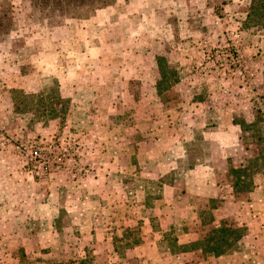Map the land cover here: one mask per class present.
Returning a JSON list of instances; mask_svg holds the SVG:
<instances>
[{
    "label": "rangeland",
    "instance_id": "374dc122",
    "mask_svg": "<svg viewBox=\"0 0 264 264\" xmlns=\"http://www.w3.org/2000/svg\"><path fill=\"white\" fill-rule=\"evenodd\" d=\"M250 1L0 0V264H264ZM221 226V258L178 251Z\"/></svg>",
    "mask_w": 264,
    "mask_h": 264
},
{
    "label": "trees",
    "instance_id": "16d2710c",
    "mask_svg": "<svg viewBox=\"0 0 264 264\" xmlns=\"http://www.w3.org/2000/svg\"><path fill=\"white\" fill-rule=\"evenodd\" d=\"M264 15V0H251L249 9L247 12V19H250L252 16H257L260 18ZM24 96V100L27 97ZM60 97H57V102L60 101ZM50 111H54L52 107H50ZM52 113V112H51ZM264 120V114L259 116ZM256 123V122H255ZM242 128V125H240ZM258 141H262V138L259 137ZM258 164L256 160H251L249 164L244 168L234 169L232 172L236 174L235 181L233 182V188H237L238 186H246L248 184H252L251 173L257 171L259 173V168H257ZM251 169V170H250ZM250 170V174L244 175L246 171ZM252 171V172H251ZM240 173H243V177L239 176ZM252 187V185H251ZM243 237L242 231L237 228H229L225 226H221L219 228H214L211 230L209 237L207 240L203 242H195L190 246H180L179 252H187L188 250H199L202 253H207L209 256L213 258H218L227 253L234 245L241 240ZM80 264H84V261L80 262Z\"/></svg>",
    "mask_w": 264,
    "mask_h": 264
},
{
    "label": "crops",
    "instance_id": "0c3cea01",
    "mask_svg": "<svg viewBox=\"0 0 264 264\" xmlns=\"http://www.w3.org/2000/svg\"><path fill=\"white\" fill-rule=\"evenodd\" d=\"M167 129L169 130V127H167ZM168 132V131H167ZM218 135V134H217ZM169 136V134H166L165 135V137L167 138ZM170 136H172V135H170ZM164 141H167V139H164ZM164 141H161V142H159V144H158V146H156V151H157V155L155 156V157H158V159L157 160H169V159H167L166 158V154L167 153H169V150H172V149H178L177 147H175L174 145H175V143H181V141L179 140V139H174V140H172V141H174L175 143H172V146H169V147H164V148H159V146H161V144H165V142ZM155 151V152H156ZM152 155H153V152H152ZM187 187L189 186V188H187V191L186 192H193V193H195V194H198V192H200V190H201V187H199V188H197V187H195V186H193V184H192V182H191V184H189V183H187V185H186ZM209 189H210V185H208V186H206L205 185V187H203L202 188V191L203 192H207V191H209ZM202 192V193H203ZM212 193V192H211ZM204 194V193H203ZM211 197H212V194H209ZM211 197H209L210 199H212ZM222 257V256H221ZM221 257H218V258H221ZM214 259V258H213Z\"/></svg>",
    "mask_w": 264,
    "mask_h": 264
}]
</instances>
